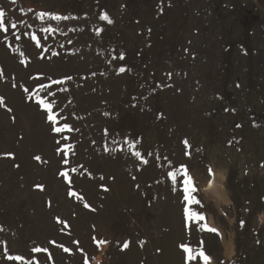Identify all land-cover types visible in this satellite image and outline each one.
<instances>
[{"label": "rangeland", "instance_id": "rangeland-1", "mask_svg": "<svg viewBox=\"0 0 264 264\" xmlns=\"http://www.w3.org/2000/svg\"><path fill=\"white\" fill-rule=\"evenodd\" d=\"M0 9V264H203L181 245L264 264V0ZM182 166L201 200L190 208L219 235L186 219Z\"/></svg>", "mask_w": 264, "mask_h": 264}, {"label": "snow or ice", "instance_id": "snow-or-ice-1", "mask_svg": "<svg viewBox=\"0 0 264 264\" xmlns=\"http://www.w3.org/2000/svg\"><path fill=\"white\" fill-rule=\"evenodd\" d=\"M13 2H15V0H13ZM37 16H38L39 19H44L45 17H51V19H53V20H68V19H70V17H68V16H61L59 14L49 13V12H40V13H37ZM4 18H5V12H4L3 9H0V30H3L4 32H7L8 28L5 26ZM100 18L102 20L107 21L108 23H112L111 19L107 15V13L102 14ZM11 27L12 28H16V24H12ZM43 31L51 32V31H54V29L49 27V28L43 29ZM97 31L99 32L100 30H97ZM32 38L34 40H36L37 46H39L40 42H39V39L35 36V34H33ZM5 39H7V38L5 37ZM16 39H19V37L17 36ZM120 58L123 59V56L121 55ZM119 71L123 72V71H125V69L124 68H120ZM0 75H2V72H0ZM66 79H71V77H66ZM60 82L61 81H53V83H60ZM42 87H43V85H42ZM25 91H28V89H25ZM38 102L47 110V112L49 114L48 115V119L50 121H52L53 123H55L56 120H57V117L53 113L54 102L50 103V102H48L45 99H40ZM0 103H3V98L2 97H0ZM65 129L72 130L70 125L64 124L63 127H54L53 131L62 132ZM184 143L187 144V141H185ZM134 154L137 157L141 156V153L138 152V151L135 152ZM35 159L39 160L40 157H35ZM67 162H68L67 160L64 161L65 164ZM144 163H147V161L145 160ZM182 170H183V173H184V199L188 202V205L185 207V217H186V219L189 222L204 221V223L202 225H200L201 230L208 231V232L215 233V234L219 235L220 234L219 230L217 228H215V227L210 226L207 223L206 217H205V215L202 212H196V211H193L190 208V206L193 205V204L200 205L201 204V200L197 199L196 196L193 195V193H195L197 191V188H196V186L194 184L193 178L187 173L186 168H183V166H182ZM208 171H209V174L211 175L212 174V169L209 168ZM60 174L62 176H65V177L67 176V172H61ZM170 175L172 176L173 180H175L176 174L175 173H170ZM211 183L212 182L210 181L209 182L210 186H211ZM37 187H41V186L38 185ZM70 194L75 195V193H70ZM86 206H88V205H86ZM241 223L243 224V222H241ZM93 239L95 240V237ZM74 243H78V242H74ZM106 243H107V241H105V240L97 241V245L98 246L106 244ZM61 247H63V246H61ZM127 247H128V242H125L123 244V248H127ZM181 247L187 253V260H190V261L191 260H196L197 255H198L201 258V260L203 261V264H211V257L208 254H206V252L203 250L202 247L200 248V250L196 254H193L192 248L190 246H188V245H181ZM64 250L66 252L70 251L67 248H65ZM32 251L40 252V251H47V249H40V248L37 247V248H33ZM81 251H82V249H81ZM7 258L9 260H12V261L24 260V257L21 256V255H17V256L9 255ZM29 264H31V262H29ZM37 264H38V262H37ZM84 264H88L87 258H85Z\"/></svg>", "mask_w": 264, "mask_h": 264}, {"label": "bare ground", "instance_id": "bare-ground-1", "mask_svg": "<svg viewBox=\"0 0 264 264\" xmlns=\"http://www.w3.org/2000/svg\"><path fill=\"white\" fill-rule=\"evenodd\" d=\"M211 179V178H210ZM212 182L211 183V186H210V184H209V182ZM206 185V190L207 191H211L212 193H214V195L216 196V201H218V200H225V197H226V195H225V193L217 186V183H216V181H215V179L214 178H212V180H209L208 182H207V184H205ZM231 248V247H230Z\"/></svg>", "mask_w": 264, "mask_h": 264}]
</instances>
